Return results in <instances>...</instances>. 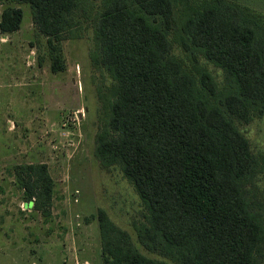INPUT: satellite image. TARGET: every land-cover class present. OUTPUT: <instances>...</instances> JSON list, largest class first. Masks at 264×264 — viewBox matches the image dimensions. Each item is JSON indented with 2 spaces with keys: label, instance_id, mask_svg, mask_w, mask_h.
Masks as SVG:
<instances>
[{
  "label": "trees",
  "instance_id": "1",
  "mask_svg": "<svg viewBox=\"0 0 264 264\" xmlns=\"http://www.w3.org/2000/svg\"><path fill=\"white\" fill-rule=\"evenodd\" d=\"M33 9L34 24L48 38L52 71H64L61 43L85 11L83 0H18ZM21 9H6L2 33L20 30ZM177 28L171 0H104L95 22L96 64L117 82L109 127L98 136V155L119 161L151 212L155 234L142 243L180 264H256L262 231L248 211L242 182L251 174L250 143L235 120L249 123L264 109V28L227 0H214L180 27L182 47L201 51L223 69L235 92L224 109L206 95L219 91L203 72V91L172 57L169 34ZM29 207L48 216L54 182L48 166L19 173ZM105 264H159L134 247L131 237L99 213Z\"/></svg>",
  "mask_w": 264,
  "mask_h": 264
},
{
  "label": "rangeland",
  "instance_id": "2",
  "mask_svg": "<svg viewBox=\"0 0 264 264\" xmlns=\"http://www.w3.org/2000/svg\"><path fill=\"white\" fill-rule=\"evenodd\" d=\"M177 28L169 34L172 57L203 91V72L211 75L219 94L206 95L224 109V96L235 92L223 69L195 48L182 47L180 27L214 0H171ZM243 16L264 28V0H227ZM85 11L60 44L64 71L54 73L48 38L33 20V9L18 0H0V22L6 9H21L20 30H0V264H105L99 213L130 235L134 247L159 264H180L162 250L141 241L155 234L151 212L119 161L102 159L98 136L109 127L117 82L96 64L95 22L104 0H83ZM250 143L254 167L242 182L248 211L260 225L262 238L255 263L264 264V109L251 110V120H235ZM47 165L54 182L50 214L33 206L19 173L29 165Z\"/></svg>",
  "mask_w": 264,
  "mask_h": 264
}]
</instances>
